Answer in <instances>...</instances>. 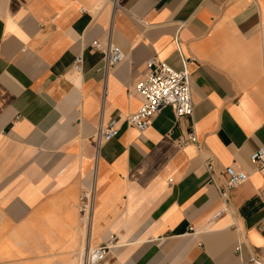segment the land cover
<instances>
[{
	"label": "crops",
	"instance_id": "0c3cea01",
	"mask_svg": "<svg viewBox=\"0 0 264 264\" xmlns=\"http://www.w3.org/2000/svg\"><path fill=\"white\" fill-rule=\"evenodd\" d=\"M97 41L124 53L107 74ZM153 58L187 63L194 113L141 133L124 120ZM263 145L264 0H0V264H82L106 243L101 264H264ZM229 166L249 178L214 220Z\"/></svg>",
	"mask_w": 264,
	"mask_h": 264
},
{
	"label": "built area",
	"instance_id": "2783aa9c",
	"mask_svg": "<svg viewBox=\"0 0 264 264\" xmlns=\"http://www.w3.org/2000/svg\"><path fill=\"white\" fill-rule=\"evenodd\" d=\"M97 51L104 53L103 71L107 74L112 68L117 66L124 58L122 49L112 43L107 45L100 41L94 43ZM83 56L79 55L73 63V71H82ZM184 69L180 72L175 71L166 63L157 58L150 59L146 63L147 72L145 77L136 85L135 92L142 98L140 109L128 115L124 122L143 133L149 129L152 120L167 107H171L176 117L192 116L194 106L191 94L190 74L185 62ZM119 119L108 125H100L96 131V140L99 148L114 139L120 134ZM195 136L190 135V141L195 142ZM252 163L262 173L264 182V145L251 156ZM206 168L211 173L214 171L213 158L207 159ZM222 180L215 181L213 184L224 203V207L214 216V220L221 217L228 211L230 193L248 181V174L234 166L226 167L222 174ZM264 232V224L260 227ZM111 243H106L98 247H86L82 254V264H101L106 261L111 250ZM246 264H263L258 258L253 257Z\"/></svg>",
	"mask_w": 264,
	"mask_h": 264
},
{
	"label": "bare ground",
	"instance_id": "6f19581e",
	"mask_svg": "<svg viewBox=\"0 0 264 264\" xmlns=\"http://www.w3.org/2000/svg\"><path fill=\"white\" fill-rule=\"evenodd\" d=\"M88 215V214H87Z\"/></svg>",
	"mask_w": 264,
	"mask_h": 264
}]
</instances>
